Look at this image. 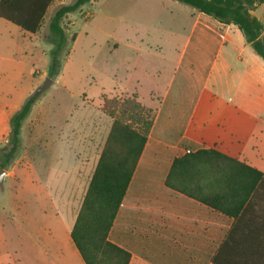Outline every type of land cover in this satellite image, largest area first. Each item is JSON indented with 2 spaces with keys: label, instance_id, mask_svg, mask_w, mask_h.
Listing matches in <instances>:
<instances>
[{
  "label": "rangeland",
  "instance_id": "1",
  "mask_svg": "<svg viewBox=\"0 0 264 264\" xmlns=\"http://www.w3.org/2000/svg\"><path fill=\"white\" fill-rule=\"evenodd\" d=\"M75 2L56 0L32 42L0 20V111H19L45 84L53 47L50 19ZM190 11L177 0H91L64 18L68 47L62 73L37 96L7 169L14 174L0 185V225L7 240L0 255L13 250L21 257L18 264H85L65 228L77 218L113 125L105 101L136 96L149 119L155 118ZM253 16L264 24V5ZM7 143L8 137H0V162ZM37 237L50 255L34 254ZM26 242L34 248L30 255L21 254Z\"/></svg>",
  "mask_w": 264,
  "mask_h": 264
},
{
  "label": "crops",
  "instance_id": "2",
  "mask_svg": "<svg viewBox=\"0 0 264 264\" xmlns=\"http://www.w3.org/2000/svg\"><path fill=\"white\" fill-rule=\"evenodd\" d=\"M187 21V35L109 239L131 254L130 264H264V182L237 218L166 185L173 162L200 150H216L264 174L263 59L237 27L196 9ZM22 32L24 42L38 33ZM14 113L0 111V137H9ZM73 226L65 228L67 234ZM38 240L35 249L26 242L21 254L34 249L35 255H50ZM2 243L7 240L0 225ZM6 254L0 264H18L20 255Z\"/></svg>",
  "mask_w": 264,
  "mask_h": 264
},
{
  "label": "trees",
  "instance_id": "3",
  "mask_svg": "<svg viewBox=\"0 0 264 264\" xmlns=\"http://www.w3.org/2000/svg\"><path fill=\"white\" fill-rule=\"evenodd\" d=\"M55 0H0V18L36 34ZM225 25L237 27L264 61V24L253 12L264 0H177ZM91 0H76L60 7L49 23L48 78L61 74L68 36L62 26ZM38 97H30L10 119L8 143L1 151L0 167L7 170L21 147V130ZM113 125L71 230V240L85 264H130L131 254L112 243L110 232L126 196L151 132L153 120L136 96L121 102L105 101ZM264 174L210 149L176 159L168 175V188L237 218L254 196Z\"/></svg>",
  "mask_w": 264,
  "mask_h": 264
},
{
  "label": "water",
  "instance_id": "4",
  "mask_svg": "<svg viewBox=\"0 0 264 264\" xmlns=\"http://www.w3.org/2000/svg\"><path fill=\"white\" fill-rule=\"evenodd\" d=\"M54 84V80L48 78L45 82V84L39 89V91L37 92L36 96L41 95L45 90H47L51 85ZM8 175L7 170L3 169L0 167V185L3 184L4 179L6 178V176Z\"/></svg>",
  "mask_w": 264,
  "mask_h": 264
}]
</instances>
